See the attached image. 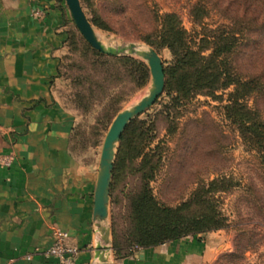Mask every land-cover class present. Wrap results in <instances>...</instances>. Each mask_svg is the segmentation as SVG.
Listing matches in <instances>:
<instances>
[{
    "label": "rangeland",
    "instance_id": "1",
    "mask_svg": "<svg viewBox=\"0 0 264 264\" xmlns=\"http://www.w3.org/2000/svg\"><path fill=\"white\" fill-rule=\"evenodd\" d=\"M229 2L79 0L96 38L108 46L134 42L153 48L163 15L172 14L170 23L182 31V39L203 58L199 63L204 66L213 63L207 35L220 28L229 14L239 18L242 12L236 1ZM60 4L66 37L51 87L55 100L73 120L70 149L86 163L99 157L114 115L147 92L149 72L134 55L97 53L74 27L64 0ZM247 37L245 45H238L228 58L217 57L220 70L231 65L245 76L264 74V34ZM155 51L165 70L166 87L127 123L123 141L116 144L106 218L110 246L113 239L123 245L131 242L130 200L143 187L158 205L179 208L177 213L185 221L211 210L225 220L222 228L177 238L188 236L194 245L189 264H264V165L239 126L225 116L232 87L188 89L193 69L176 62L167 47ZM246 105L264 118V89L248 96Z\"/></svg>",
    "mask_w": 264,
    "mask_h": 264
},
{
    "label": "crops",
    "instance_id": "2",
    "mask_svg": "<svg viewBox=\"0 0 264 264\" xmlns=\"http://www.w3.org/2000/svg\"><path fill=\"white\" fill-rule=\"evenodd\" d=\"M65 37L60 0H0V155L12 156L0 167V264H54L41 254L53 228L76 264H94L98 158L82 163L70 149L73 120L51 87ZM187 237L119 257L111 247V264H189Z\"/></svg>",
    "mask_w": 264,
    "mask_h": 264
},
{
    "label": "trees",
    "instance_id": "3",
    "mask_svg": "<svg viewBox=\"0 0 264 264\" xmlns=\"http://www.w3.org/2000/svg\"><path fill=\"white\" fill-rule=\"evenodd\" d=\"M234 1L242 8L239 18L236 15H228L229 10L227 7L224 8V12L228 15L227 21L207 35L212 48L208 55V58L213 61L212 66L199 63V59L203 58L196 56L197 52L182 39V31L170 23L173 20V15L170 13L163 15L161 31L157 32L158 40L153 42L152 46L155 50L157 47H167L176 62L193 69L192 79L187 83L188 89L203 87L212 90L214 85L220 88L232 87L227 92V104L224 106L225 116L239 126L243 138L255 148L259 163L264 165V118L261 117L260 112L246 105L248 96L258 95L264 89V74L245 76L234 71L231 65L220 70V61L218 60V63L215 61L219 55L228 58L238 45L243 46L244 42L249 39L247 37L249 33L264 34V0H230L229 4L232 5ZM199 6L202 7L205 4ZM94 21V25H100ZM209 61L210 59L208 63ZM141 68L144 75L145 73L147 75V69L143 64ZM163 74H165L164 69ZM164 87H166V79H164ZM118 141H123V133ZM114 167L113 164L111 176ZM130 203L134 217L132 232L129 233L131 242L123 245L113 239L111 246L115 257L129 253L131 246L151 247L165 240L219 229L225 225V220L216 215L217 213L213 210L201 217L185 221L177 213L179 208L172 209L158 205L150 191L143 187L131 198Z\"/></svg>",
    "mask_w": 264,
    "mask_h": 264
},
{
    "label": "water",
    "instance_id": "4",
    "mask_svg": "<svg viewBox=\"0 0 264 264\" xmlns=\"http://www.w3.org/2000/svg\"><path fill=\"white\" fill-rule=\"evenodd\" d=\"M71 21L82 38L91 48L104 55H134L143 60L149 72L147 92L133 105L118 111L103 136L99 152L93 189L92 220L97 232L93 240L92 260L94 264H111L109 226L106 223L109 185L116 144L127 123L145 111L159 96L164 86L162 61L150 46L128 42L123 45L108 46L100 42L86 18L79 0H64Z\"/></svg>",
    "mask_w": 264,
    "mask_h": 264
},
{
    "label": "built area",
    "instance_id": "5",
    "mask_svg": "<svg viewBox=\"0 0 264 264\" xmlns=\"http://www.w3.org/2000/svg\"><path fill=\"white\" fill-rule=\"evenodd\" d=\"M33 13L39 14V11L35 9ZM11 162L12 156L10 154L0 155V167H9ZM41 254L53 258L54 264H76L77 249L67 243V233L57 228L52 229L50 244ZM29 257L30 255L25 256L26 259Z\"/></svg>",
    "mask_w": 264,
    "mask_h": 264
}]
</instances>
